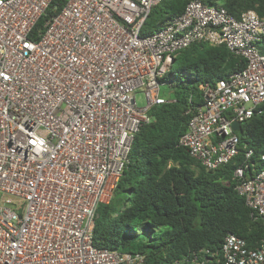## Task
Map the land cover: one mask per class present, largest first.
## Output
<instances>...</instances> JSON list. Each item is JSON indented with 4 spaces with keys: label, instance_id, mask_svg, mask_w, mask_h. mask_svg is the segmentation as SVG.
<instances>
[{
    "label": "built area",
    "instance_id": "1",
    "mask_svg": "<svg viewBox=\"0 0 264 264\" xmlns=\"http://www.w3.org/2000/svg\"><path fill=\"white\" fill-rule=\"evenodd\" d=\"M54 1L0 0V264H143L94 246L97 208L111 199L149 111L171 102L162 88L177 53L194 44L226 46L246 67L201 85L204 104L180 145L208 170L238 156L233 123L264 103V20L192 0L142 36L162 0H62L48 16ZM248 169L235 171L236 190L264 221V170L247 178ZM171 264H264V243L248 249L228 234L220 252Z\"/></svg>",
    "mask_w": 264,
    "mask_h": 264
},
{
    "label": "trees",
    "instance_id": "2",
    "mask_svg": "<svg viewBox=\"0 0 264 264\" xmlns=\"http://www.w3.org/2000/svg\"><path fill=\"white\" fill-rule=\"evenodd\" d=\"M191 1L162 0L141 35L163 29ZM201 1L221 5L236 18L253 10L264 20V0ZM63 6L62 0L54 1L48 16ZM48 16L39 21L34 35L44 29ZM177 56L163 80L162 96L171 102L149 111L152 122L135 135L112 197L99 204L95 219L96 248L141 255L143 264H171L203 249L220 252L228 234L242 238L248 249L264 243V221L237 192L234 175L244 163L249 164L247 178L264 170V103L243 123L239 154L227 165L208 170L180 145L190 120L204 104L201 85L229 79L245 69L246 61L226 46L206 43L194 44ZM249 151L252 155L246 159Z\"/></svg>",
    "mask_w": 264,
    "mask_h": 264
},
{
    "label": "rangeland",
    "instance_id": "3",
    "mask_svg": "<svg viewBox=\"0 0 264 264\" xmlns=\"http://www.w3.org/2000/svg\"><path fill=\"white\" fill-rule=\"evenodd\" d=\"M157 19V17H155L154 18V20H156ZM188 52H186V54H185V56L187 57L188 56ZM177 56V55H176ZM177 59H178V56H177ZM179 63V59H178V61H177V63L176 64H178ZM164 90V87L162 88V91ZM136 100H137V104H138V106L139 107H144L145 105H146V98H145V95L143 94V93H137V95H136Z\"/></svg>",
    "mask_w": 264,
    "mask_h": 264
},
{
    "label": "water",
    "instance_id": "4",
    "mask_svg": "<svg viewBox=\"0 0 264 264\" xmlns=\"http://www.w3.org/2000/svg\"><path fill=\"white\" fill-rule=\"evenodd\" d=\"M233 128L235 131L241 133L242 132V125L240 123L234 122L233 123Z\"/></svg>",
    "mask_w": 264,
    "mask_h": 264
}]
</instances>
